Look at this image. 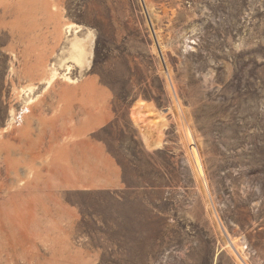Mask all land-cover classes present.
Listing matches in <instances>:
<instances>
[{"label":"rangeland","instance_id":"374dc122","mask_svg":"<svg viewBox=\"0 0 264 264\" xmlns=\"http://www.w3.org/2000/svg\"><path fill=\"white\" fill-rule=\"evenodd\" d=\"M0 264H264V0H0Z\"/></svg>","mask_w":264,"mask_h":264},{"label":"bare ground","instance_id":"6f19581e","mask_svg":"<svg viewBox=\"0 0 264 264\" xmlns=\"http://www.w3.org/2000/svg\"><path fill=\"white\" fill-rule=\"evenodd\" d=\"M83 41V40H82ZM80 40H76L74 43H73V47L74 49L77 51L78 53V56L79 58H81L82 56V53H84L86 51V48H85V44L84 42H82ZM82 59V58H81ZM80 59V60H81Z\"/></svg>","mask_w":264,"mask_h":264}]
</instances>
